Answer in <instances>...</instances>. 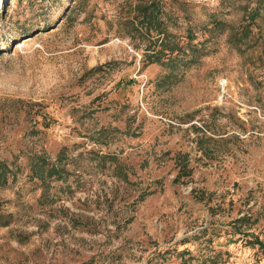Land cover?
<instances>
[{
	"label": "rangeland",
	"instance_id": "rangeland-1",
	"mask_svg": "<svg viewBox=\"0 0 264 264\" xmlns=\"http://www.w3.org/2000/svg\"><path fill=\"white\" fill-rule=\"evenodd\" d=\"M0 161V264H264V0H0Z\"/></svg>",
	"mask_w": 264,
	"mask_h": 264
},
{
	"label": "trees",
	"instance_id": "trees-1",
	"mask_svg": "<svg viewBox=\"0 0 264 264\" xmlns=\"http://www.w3.org/2000/svg\"><path fill=\"white\" fill-rule=\"evenodd\" d=\"M253 11H254V13L258 12L257 9H253ZM212 22H213V25L215 27L218 28L220 26L218 21H212ZM246 31L247 30H245L243 33H241V37L245 36ZM234 35H235L234 33H229V36L231 38L230 40L235 43L236 40H239V39L236 38V40H235L234 39ZM190 38H192V35H190ZM158 60H159L158 57H155L153 59V61H158ZM38 158H39V160H38L39 161V166H38L39 169L36 170L37 172L36 171L33 172V176L34 177L39 178V179H43V178L49 177V176H54L56 178H58L60 176V173L62 172L61 171L62 169L60 167L54 165L53 163L49 164V166L46 167V173L43 175L42 174V171H43L42 165L44 164L45 158L42 157V156H39ZM7 171H8V168L6 167V165L3 162L0 161V184H3L6 181V178H7L6 172Z\"/></svg>",
	"mask_w": 264,
	"mask_h": 264
}]
</instances>
